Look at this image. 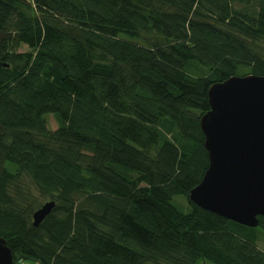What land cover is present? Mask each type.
<instances>
[{"label": "trees", "instance_id": "1", "mask_svg": "<svg viewBox=\"0 0 264 264\" xmlns=\"http://www.w3.org/2000/svg\"><path fill=\"white\" fill-rule=\"evenodd\" d=\"M249 74L264 76V0H0L12 264H264V217L250 228L188 198L208 88Z\"/></svg>", "mask_w": 264, "mask_h": 264}, {"label": "water", "instance_id": "2", "mask_svg": "<svg viewBox=\"0 0 264 264\" xmlns=\"http://www.w3.org/2000/svg\"><path fill=\"white\" fill-rule=\"evenodd\" d=\"M200 120L208 165L188 198L203 210L255 228L264 217V76H232L207 91ZM47 201L32 214L37 227L52 211ZM0 264L12 253L0 237Z\"/></svg>", "mask_w": 264, "mask_h": 264}, {"label": "rangeland", "instance_id": "3", "mask_svg": "<svg viewBox=\"0 0 264 264\" xmlns=\"http://www.w3.org/2000/svg\"><path fill=\"white\" fill-rule=\"evenodd\" d=\"M47 127L51 131L55 130L57 128V123L55 122L54 118L52 116H47ZM9 166H11L9 164ZM11 169V168H10ZM257 241H256V246L260 250L264 251V233L261 232V229L257 228Z\"/></svg>", "mask_w": 264, "mask_h": 264}]
</instances>
